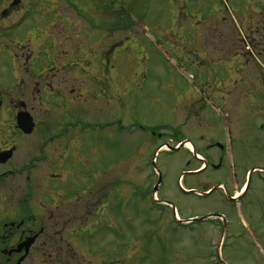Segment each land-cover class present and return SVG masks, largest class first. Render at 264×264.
Here are the masks:
<instances>
[{"label": "rangeland", "instance_id": "obj_1", "mask_svg": "<svg viewBox=\"0 0 264 264\" xmlns=\"http://www.w3.org/2000/svg\"><path fill=\"white\" fill-rule=\"evenodd\" d=\"M131 2L138 16L120 21L114 31L107 28L117 20L104 17L102 29L95 40L92 37L87 42L84 52L89 64L94 60V50L103 53L110 46L115 47L110 54L114 65L112 76L102 83L107 84V94L102 96L98 88L94 101L88 99L93 106L91 110L87 104L84 112L71 114L62 110L51 116L38 110V100L31 102L30 94L25 102L36 109L32 114L40 124L38 133L17 140L19 152L12 163L0 168V173L21 166L29 153L37 156L35 146L43 140L39 134L43 123L53 126L85 120L88 128L82 133L80 156L70 159L71 171L83 178H69L68 182L71 190L81 191L102 172L101 186L90 187V194H94V200L103 195L104 206L99 213L102 223L95 227L92 223L97 219L88 215V221L93 220L87 222V233L76 234L72 240L76 261L264 264V189H260L256 175H252L250 192L240 202L244 219L229 207L224 194L209 190L219 181L230 180L228 173L232 166L249 168L264 162V16L248 18L263 4L253 0H194L193 5L185 7V11L192 13H188L191 19L175 20L164 0ZM203 8L219 17L225 9L231 24L221 19L208 22L202 18ZM242 10L254 14L245 17ZM44 37L27 36L33 44L42 42ZM235 56L246 60V64L234 65ZM3 63L0 60V148L9 136L5 126L14 123V117L7 111L8 100L1 98L3 92L13 89ZM93 66L97 68V64ZM105 68L102 63L104 72ZM112 110L114 126L105 128L106 123L110 124ZM165 124L167 128L156 127ZM144 128L161 133V139ZM71 138L69 145L77 147V141ZM183 139L196 148L197 156L210 155L214 163L220 152L208 151L207 147L212 143L225 146L220 155L228 167L227 173L211 169L187 171L196 169L198 164L184 149L170 153L158 148L163 140L176 147ZM51 148L45 144L42 149L44 160L36 165L38 176L48 172ZM62 154L68 159L69 154L75 155L69 151ZM159 175L161 182L155 197L160 202H156L150 192ZM34 181L45 188L41 179ZM24 182L21 175L6 177L0 184L2 197H12L15 203L26 192ZM113 184L117 192L114 204ZM182 188H194L197 193L185 195ZM72 207L78 214H84V206L79 207L77 200ZM206 217H210V222H198ZM213 217H223L225 223L214 222ZM70 227L72 230L78 226L72 222ZM115 248L116 253L111 255L110 250ZM33 260L34 256L27 264Z\"/></svg>", "mask_w": 264, "mask_h": 264}, {"label": "flooded vegetation", "instance_id": "obj_2", "mask_svg": "<svg viewBox=\"0 0 264 264\" xmlns=\"http://www.w3.org/2000/svg\"><path fill=\"white\" fill-rule=\"evenodd\" d=\"M164 1L168 4L167 10L171 18L175 20L191 19L188 17V13L189 15L192 13L185 11V7L188 4L193 5L194 0ZM257 1L259 4H263V7L257 6L255 9L258 12L255 14L252 11L247 13L242 10L243 16L246 17L248 14L255 15L248 18L264 16V0H253V2ZM135 14L131 0H0V60L4 62L3 65H6L5 73L8 84L13 83V89L9 90V88L8 91L3 92L4 95L1 98L8 100L7 111L11 117H14V123L5 126V131L9 133V136H7L8 140L2 142L4 146L0 148V154L11 151L12 155L5 163L0 164V168L7 167L15 159L19 152L18 139L28 138L38 133L40 124L32 114L36 109L31 107L27 101L25 102L30 94L31 102L38 100V110L46 111L49 116L51 114L58 115L62 110H67L71 114L84 112L87 104L91 110L93 106L88 102V99L92 98L94 101V96L97 97V89L99 88L102 96L107 94L105 93L107 84L102 83H107L112 76L114 65L110 56L115 47L110 46L103 53H97V50H94V60L88 64L84 57L87 42L92 37L95 40V37L98 36L104 17L117 20L107 28L114 31L118 29L120 21L122 23L124 20L136 18L138 14ZM201 14L204 15L202 18L208 22L221 19L225 23L231 24V17L225 9L220 17L214 13H208L206 8H203ZM239 18L242 20L240 16ZM179 29L181 30L182 27ZM257 30L255 29V32ZM30 34L44 35L45 37L41 39L42 42L33 44L31 39L27 38ZM93 45L97 46L96 43ZM236 58L234 65L246 64V60H241V57L238 56L233 57V60ZM102 63L106 65L105 72L102 69ZM94 64H97L98 69L93 66ZM92 66L94 67L93 73L90 70ZM88 83L89 85H87ZM1 104L2 101H0V106ZM44 106L47 107L45 110L42 109ZM19 112H26L32 118L34 127L30 135L23 134L15 124V116ZM111 114L110 124L106 123L105 128L112 129L114 126L113 114L115 111L112 110ZM41 126L43 127L40 128L39 134L43 140L35 146L37 156L29 153L26 162H22L21 166L0 173V184L6 180V177L21 175L25 179L26 188L25 194L22 193L20 197H17L15 203L12 197L6 199L0 193V264H27L33 256L32 264H82V262L76 261V252L71 249L72 240L76 239V234L83 236L87 233V222H92L93 216L97 220L92 225L98 227L102 223L101 220L99 221L101 218L99 213L104 206L103 195L94 200L92 199L94 194H90V187L95 186L96 189H99L101 186L102 172L97 173L95 178L90 180V185L81 191L71 190V185L68 182L69 178L79 180L83 178L81 174L71 171L70 159L80 156L83 148L82 133L87 131L88 124L85 120L76 119L62 125L48 126L47 123H43ZM156 127L167 128L166 124ZM144 130L150 131L153 136L159 135V139L162 137L161 133L153 129L151 131V128H144ZM71 136L77 141V147L69 145L68 138ZM229 139H231L230 136ZM183 140L176 146L186 142ZM169 141L171 142L170 139ZM169 141L163 140L158 148L170 145ZM45 144L49 148L54 147V149L51 148L48 172L38 176L36 165L43 159L41 153ZM181 149H184L198 164L196 169L187 171L211 169L227 173L228 167H225L223 156L220 155L225 151V146L212 143L207 147L208 151L217 149L220 152L216 163L213 162L210 155L198 158L197 150L192 145L191 151L188 147L181 145L178 150H169L168 152L174 153ZM64 151L72 152L75 155L69 154L68 159L66 155L62 154ZM228 174L230 180L226 178L227 183L219 181L209 190L211 192L220 191L221 194H224L229 207L238 211L241 216L240 202L250 192L252 175H256L260 189H264L262 180L264 162L249 168L241 166L236 169L232 166L231 172L229 171ZM32 178L34 180L41 179L45 188L40 187L34 180L32 188ZM159 185L155 192L153 190L156 186L150 192L156 202H160L155 197ZM182 190L185 195L197 193L194 188L187 190L182 188ZM111 194L112 204H114L117 197L114 184ZM87 196H89L88 199ZM82 199L84 203H81ZM75 200L78 201L79 207L84 206L85 209L82 208L83 215L82 213L78 214L77 210L72 207ZM5 201L9 205L4 204ZM71 213L74 214L72 219ZM88 215L93 219L88 221L90 218ZM207 218L200 219L198 222L209 221ZM213 219L214 222L222 220L225 223L223 217H213ZM242 219L244 218L242 217ZM72 222L76 223L78 227L71 230ZM183 223H187V221ZM115 233L117 232H114V236L117 237ZM83 241L85 242L86 239ZM28 243L30 245L26 248ZM115 251L116 248L110 250V254L116 253Z\"/></svg>", "mask_w": 264, "mask_h": 264}, {"label": "water", "instance_id": "obj_3", "mask_svg": "<svg viewBox=\"0 0 264 264\" xmlns=\"http://www.w3.org/2000/svg\"><path fill=\"white\" fill-rule=\"evenodd\" d=\"M15 124L17 125V128L25 135H30L33 131V127H34V123L32 121V118L26 113V112H19L16 114L15 116ZM183 145L184 143L180 144L178 147L176 148H172L169 145H165L166 149L172 150V151H176L179 149V147ZM12 155L11 151L5 152V153H1L0 154V164L5 163ZM161 182L160 177L158 178V182L157 185H159ZM157 185L154 188V192L157 190ZM29 243L26 244V248L29 247Z\"/></svg>", "mask_w": 264, "mask_h": 264}, {"label": "bare ground", "instance_id": "obj_4", "mask_svg": "<svg viewBox=\"0 0 264 264\" xmlns=\"http://www.w3.org/2000/svg\"><path fill=\"white\" fill-rule=\"evenodd\" d=\"M185 147H190L191 148V146L188 143H186Z\"/></svg>", "mask_w": 264, "mask_h": 264}]
</instances>
